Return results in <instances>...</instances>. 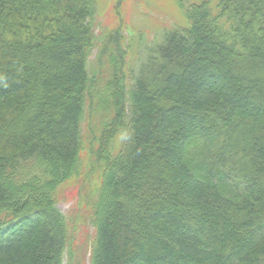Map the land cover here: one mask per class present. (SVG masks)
<instances>
[{"label": "trees", "instance_id": "1", "mask_svg": "<svg viewBox=\"0 0 264 264\" xmlns=\"http://www.w3.org/2000/svg\"><path fill=\"white\" fill-rule=\"evenodd\" d=\"M99 3L0 0V264H65L73 182L88 264H264V0H180L139 75Z\"/></svg>", "mask_w": 264, "mask_h": 264}, {"label": "rangeland", "instance_id": "2", "mask_svg": "<svg viewBox=\"0 0 264 264\" xmlns=\"http://www.w3.org/2000/svg\"><path fill=\"white\" fill-rule=\"evenodd\" d=\"M179 2L180 0H119L117 5L114 0H100L96 18L100 40L103 42L115 22L121 20L123 28L121 33L124 34L126 43L124 49L128 52L125 58L127 57L131 63L135 74L139 75L148 58L154 54V50L162 41L164 32L176 23L177 18L179 20L183 18ZM96 55L97 49L93 52L92 61L95 60ZM124 73H127L126 69ZM108 75L109 73L107 78ZM125 82L129 81L126 79ZM114 118L110 120L112 127L116 126L113 122ZM84 128L88 133V120ZM118 130L114 135L117 146L122 140ZM91 134L92 132L89 131V135ZM99 169L97 164L91 166L90 173H97ZM95 178L94 176V180ZM83 180H88V177H84ZM81 190L80 185L74 182L60 190L58 204L70 217L71 226V238L64 252L65 264H88L90 260L95 229L89 218L90 213L84 208V188L82 192Z\"/></svg>", "mask_w": 264, "mask_h": 264}]
</instances>
